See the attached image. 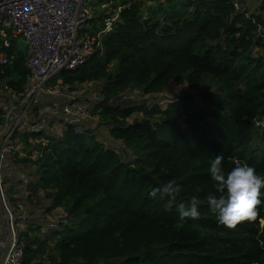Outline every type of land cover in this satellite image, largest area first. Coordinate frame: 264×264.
Returning a JSON list of instances; mask_svg holds the SVG:
<instances>
[{"label":"trees","instance_id":"trees-1","mask_svg":"<svg viewBox=\"0 0 264 264\" xmlns=\"http://www.w3.org/2000/svg\"><path fill=\"white\" fill-rule=\"evenodd\" d=\"M148 1L154 5L145 9L143 0H99L117 13L111 30L103 28L105 9L84 30L95 37L93 52L51 81H100L91 114L133 159L71 124L60 136L14 133L36 154L18 160L33 164L30 193L40 189L48 209L64 213L43 237L39 229L19 233L22 264H264V203L254 219L228 228L206 202L215 191L208 167L216 155L225 171L239 161L264 175V128L255 125L264 118V18L236 12L230 0ZM8 41L0 39V50L13 58L0 79L20 95L27 50ZM171 83L207 88L165 107L115 102L127 89L157 94ZM169 181L181 186L175 200L149 197ZM193 196L200 218L181 226L178 205Z\"/></svg>","mask_w":264,"mask_h":264},{"label":"built area","instance_id":"built-area-1","mask_svg":"<svg viewBox=\"0 0 264 264\" xmlns=\"http://www.w3.org/2000/svg\"><path fill=\"white\" fill-rule=\"evenodd\" d=\"M87 1L0 0V39H3L5 46L9 45L8 37L16 38L19 36L23 39L27 50L26 67L29 72L28 80L20 95L14 94L5 86L4 80L0 79L3 89L12 97H22V100L26 98L22 104L23 110L21 112L17 113L15 105H13L3 115V123L0 125V165L8 158L9 150L13 146L12 141L18 140H16L17 136L14 135L15 131L19 133L33 131L42 132L45 135H54L46 132L43 129V124L39 123L31 125V130L21 131L20 127L12 124V119L13 115L17 116L19 113L24 115L33 105V111L36 108L41 109L45 105L44 102L35 101L34 98L42 85L57 73L77 69L93 52L95 37L84 33L90 17L89 8L86 6ZM230 1L236 12L246 11L242 0ZM245 13L247 16L259 14L256 11L253 13L246 11ZM116 18L117 15L111 21L104 23V28L108 31L111 30L112 22ZM12 58V54L0 50V73L2 67ZM122 102L123 100H120L116 103ZM87 107L83 102L69 97L61 107L63 130L67 125L75 126V122L86 119L88 116ZM255 125L264 128V118L256 120ZM60 135L55 134L54 136ZM13 137H15L14 140H11ZM19 156L35 158L36 154L29 155L28 152L25 154L19 152ZM52 223L50 224L53 227L51 229L58 228L59 225L56 221ZM18 237L19 235L16 236L15 234L9 235L7 248L0 264H22L23 248Z\"/></svg>","mask_w":264,"mask_h":264},{"label":"rangeland","instance_id":"rangeland-1","mask_svg":"<svg viewBox=\"0 0 264 264\" xmlns=\"http://www.w3.org/2000/svg\"><path fill=\"white\" fill-rule=\"evenodd\" d=\"M98 1L99 0H88L86 2L90 15L87 21V29H91L93 22L90 21L92 19L94 21L96 20L94 23H98L99 14L105 12V9L108 10L106 13L110 12V14L107 18H104V23L116 17L117 13H111L109 4L97 5ZM242 2L244 4V9L248 13L256 11L264 18V0H242ZM143 5L146 9L149 5H154V3L143 0ZM104 29L108 31L106 28ZM99 35L100 34H97L96 37L98 38ZM15 43L22 48L25 47L23 39L19 36L15 38ZM58 75L57 73L48 79L38 90L39 93L36 94L34 98L35 101H42L45 105L41 109L36 108L34 111L32 110L33 105L24 115L20 113L17 116L13 115L12 124L16 125V127H20V130L23 131L30 129V126L34 123H39L43 124V129H45L46 132L53 133L54 135L61 134L64 127L61 121L63 116L61 112L62 104L65 103L69 97L74 98L88 106L87 118L75 122V127L78 132H87L104 145L113 147L120 157L126 161L133 159L130 151L120 141H113L110 138L106 124L100 121L96 115L91 114L92 107L98 100L97 93L101 87V82H86L75 84L73 87H70L66 84H62L61 80L58 79L54 84H51V81L56 79ZM237 87H242V83H238ZM206 88V86L189 88L186 84L176 85L171 83L164 91L157 94H143L139 89H127L115 100V102L123 100V102L128 105H139L143 103L152 105L156 103L161 107H165L169 101L180 95L196 94L199 91L206 90ZM25 100L26 98L22 100V97H12L3 89L2 83H0V125L3 123V115L8 108L15 105L16 112H21L23 110L22 104ZM139 118L140 114L136 113L129 121ZM14 138L15 137L11 138V140H14ZM16 140V142L12 141L13 146L9 150V155L6 159L10 165L6 173L7 176L1 177L0 183V205L8 224V236H13L14 234L17 236L21 231L28 230L32 234H35L37 229H39V234L43 237L47 230L49 231L53 228L52 225H50L53 224L52 222L56 221L59 225L60 221H64V213L59 208L49 210L50 201L44 197L40 189H37V193L33 195L30 193L29 184H32L37 177L35 176L34 167H32L33 164L29 162L23 164L18 161L24 158L19 156V152L25 154L27 148L24 142L19 140L18 137H16ZM29 141L32 142L31 139H29ZM12 190L18 193L9 194L8 191ZM45 264L48 263L45 262Z\"/></svg>","mask_w":264,"mask_h":264},{"label":"clouds","instance_id":"clouds-1","mask_svg":"<svg viewBox=\"0 0 264 264\" xmlns=\"http://www.w3.org/2000/svg\"><path fill=\"white\" fill-rule=\"evenodd\" d=\"M208 173L215 191L208 194L207 207L220 225L232 228L242 220L257 216V206L264 203V192L261 191L264 189V175L239 161H234L231 170L225 171L221 155H216L211 160ZM180 191V185L169 181L153 188L149 197L175 200ZM199 204V199L193 196L187 204L182 202L178 205V223L181 226L189 220L196 221L200 218Z\"/></svg>","mask_w":264,"mask_h":264},{"label":"crops","instance_id":"crops-1","mask_svg":"<svg viewBox=\"0 0 264 264\" xmlns=\"http://www.w3.org/2000/svg\"><path fill=\"white\" fill-rule=\"evenodd\" d=\"M9 166L10 165H9V163H8L7 160L5 162H2L1 163V165H0V178L7 176L6 173L9 170V168H8ZM11 186H12V184H11ZM29 186H30V184H29ZM8 192H9V194L10 193H18L15 190L8 191ZM0 204H1V202H0ZM8 238H9V236H8V224H7L6 220H5V217L3 215V209H2V207L0 205V261H1L3 255H4L5 251H6V247H7V243H8Z\"/></svg>","mask_w":264,"mask_h":264}]
</instances>
